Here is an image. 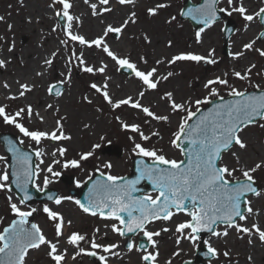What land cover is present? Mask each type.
Instances as JSON below:
<instances>
[{"label": "snow or ice", "instance_id": "obj_1", "mask_svg": "<svg viewBox=\"0 0 264 264\" xmlns=\"http://www.w3.org/2000/svg\"><path fill=\"white\" fill-rule=\"evenodd\" d=\"M83 3L90 9V15L100 19V23L104 25L101 33L94 38H89L76 30L83 25V20L81 16L71 11L74 7L73 0H50L47 4L52 16L57 18V23L52 26L51 32L55 33L61 29L65 37L59 40V45L65 49L70 43L81 46L79 53L75 47L72 48L65 59L66 70L61 73L63 79L49 83L46 87L47 95L55 98L63 96V85H70L72 82L73 65L83 73L101 74L104 76L103 82H92L89 87L102 97L113 111L123 107L136 110L145 117L144 125H149L151 121L161 125L171 124L172 116H179L177 130L172 132L169 144L180 151L183 159H169L162 148L145 147L144 144L136 142L137 136L140 141L145 142H150L153 137L163 139L160 131H151L146 135L140 123L127 122L116 116L115 119L120 123L122 130L135 134L128 137L133 142L132 151L140 157L147 158L150 163H146L145 159L138 160L136 162L138 174L131 180L112 175L110 172H101L97 168L99 177L93 180L91 175L89 176L91 187L83 202L79 199L74 200L71 196L51 194L47 195V200L56 206L62 205L64 201H72L88 216L113 221L111 224H105L104 227L110 228L113 234L121 238L128 237L129 234L141 236L142 240L130 238L124 244L126 253L138 254L139 264H160L158 238L168 232H172L177 245H180L182 240H187L194 248L198 246V242H201L200 233H209V239L202 241L206 248L204 254L209 257V264L213 260H219L221 256L226 259V264H232L231 249L225 247L221 251L214 246L213 237L217 240L223 239L227 245V238L235 232L237 239L247 238L246 242L250 246L254 245L256 240L264 245V223L260 222L264 210L254 209V200L250 198L264 199V189L259 187L255 175L264 169V158L248 165L242 163L241 157L248 148L242 135L245 129L253 126L264 128V88L255 85L258 94L249 93L246 89L239 90L230 85L227 78L229 74L225 72L206 80L203 87L207 90V95L203 98L177 99L175 92L171 90L160 93L162 84L180 75L173 70L161 72L160 66L167 65L170 69L178 63L200 64L201 62L215 65L218 63L215 49L210 48L206 54L182 50L156 59L154 66L149 65L144 55H140L138 60L134 61L130 54L119 55L113 51L107 39L110 35L117 40L121 39L129 24L134 25L138 22L137 12L129 10L125 18L116 25L103 20L105 14L114 11L113 0H95V2L83 0ZM115 3L124 7L131 6L134 9L138 0H115ZM221 4L224 6H220ZM170 6L164 0H157L152 6L146 7L145 11L148 17L154 18L161 10ZM220 14L227 17L237 14L245 22V30L253 21L258 20L264 25V0H260V6L253 11L245 5V0H200L199 3L179 13L202 25L194 34L197 45L203 43V34L220 20ZM4 19V16H0V21ZM60 21H63L62 25ZM176 21L177 16L171 15L166 23L171 25ZM27 22L32 23V18L29 17ZM36 22L39 23V19ZM12 28L13 25L8 24L9 31ZM221 31L231 30L222 28ZM261 39H264V31H261L255 39L243 43L241 50L229 51V57L233 61H238L244 58L247 52H255L259 57L264 58V48L255 46ZM3 40L5 37L0 36V41ZM143 40L151 43L147 34L143 36ZM173 46V41L169 39L166 47ZM93 47L110 58L117 66L118 72L123 70L129 77L139 82L135 94L119 98L112 95L109 85L111 77L106 75L108 65L103 60L99 62V66L89 64L84 55V48ZM14 49L15 42L8 45L7 52L12 53ZM60 54L61 48L57 47L44 58L42 70L36 71L35 77H44ZM10 63V58H0V69H6ZM256 67L255 63H250L242 71L233 69L231 75L240 81H250ZM257 76L264 77V70L257 72ZM15 84V92H12L11 85L7 81L0 85L7 90L5 99L9 101L26 99L28 94L38 87L34 79H18ZM217 86L228 88L227 95L231 99H225ZM150 92L157 93L158 100L166 106L163 112L156 111L152 104L143 102ZM82 99L88 104L93 103L88 96H83ZM208 105L211 107H207ZM202 106L206 110H202ZM8 107L0 103V122L14 127L19 137L17 141L5 138L7 152L12 156L11 165L6 156H0V163L3 164V168H0V192L7 193V207L13 216L10 223L0 231V264H27L30 251L41 248L47 249L46 256L50 264H66L69 250L67 247L62 248V244L75 249L71 255L74 261L77 257L85 255L96 258L99 264H112L111 258L119 259L123 264L125 252L121 250L119 243L98 242L99 227L94 229L90 239L79 231L66 234V228L71 227L73 221L66 220L61 211L50 207L47 203L43 205L42 212L54 228L55 239H49L39 224L30 222V217L40 209L31 207L27 203L33 198L29 193V187L37 192H44L54 179L62 174L55 170V166L59 165L64 169L80 168L82 162L92 157L94 150L100 145L94 144L93 150L78 153V159H68L66 157L69 149L63 142L72 140V136L65 131L63 121L67 117L60 115L61 109L58 105L49 102L44 106V112L52 111L56 117L54 125L45 128L28 126V123L34 121H39L40 124L47 122L45 115H42L32 103H25L14 111H9ZM101 110L97 108V111ZM87 127L89 125L86 124L85 128ZM100 139L103 140L104 137L101 136ZM26 140L28 141L26 147L30 151L25 150ZM45 141L56 146L48 151L43 146ZM225 154L231 155L235 161L234 165L225 162ZM46 158H50L51 162L46 163ZM103 168L110 170L112 164L106 163ZM42 175L41 184L39 181ZM141 181L149 182L156 194L134 195L139 191L137 185ZM13 185L19 193L18 196L13 195ZM76 186H81L79 181L76 182ZM180 213L189 219L175 224L173 231L167 224ZM156 222H164L165 226L158 230L150 228V225ZM104 235L106 236L107 233L105 232ZM82 243H87L88 248L82 247ZM179 255V251L172 253L174 257ZM247 259L251 262L253 258L249 255ZM165 264H172V261L167 260Z\"/></svg>", "mask_w": 264, "mask_h": 264}, {"label": "rangeland", "instance_id": "obj_2", "mask_svg": "<svg viewBox=\"0 0 264 264\" xmlns=\"http://www.w3.org/2000/svg\"><path fill=\"white\" fill-rule=\"evenodd\" d=\"M50 0H0V16H4V21H0V36L5 37V40L0 41V58L8 57L11 63L5 70L4 73L0 72V85L5 81L8 83L12 78L23 71L22 66H17V57L20 58L21 62L25 61V57L29 52L34 53V58L27 60L25 69H35L36 62L42 61L49 56V54L54 51L57 47L61 48V54L57 56L54 60L53 67L47 70V74L44 77H39L36 84L38 87L34 91L28 94L26 99H21L17 101H9L5 99L7 90L4 91L0 87V103L8 105L9 111H14L17 107L23 106L25 103H32L37 107V110L41 112L42 115L46 117V124H40L39 121H34L28 123L29 127H52L54 125L55 116L52 111L44 112V106L47 103H53L58 105L61 109L60 115L67 117L63 121L65 125V131L67 134L72 136V140L63 142L64 145L69 149L67 153L68 159L77 158L78 153L91 151L92 145L99 144L100 147L94 150V155L90 157L87 161H83L80 168H68L64 169L59 165L55 166L56 171H60L62 174L59 178H55L54 182L51 183L47 189L54 190L58 192L59 196H71L74 200L78 199V196H73V192L80 193L85 187L86 180L89 176L95 174L97 168L101 172L108 173L117 176H129L132 169V160L136 155L133 151V142L128 139L130 135H135L131 132H127L121 129L120 123L115 119L116 116H120L127 122H137L142 126V130L145 134H150L151 131H160L163 139L153 137L150 142L140 141L139 137H136V142L144 144L145 147L155 146L157 148H162L169 159H182L180 151L178 149L172 148L169 144L172 132L177 130V124L179 116H172L171 124H159L155 121H151L149 125H144L143 121L145 117L142 113H138L136 110L123 107L122 109L113 111L110 107L103 101L102 97L90 89L89 84L92 82L102 83L101 78H104L101 74H88L81 72L75 65H73L72 82L70 85H63V96L60 98L50 97L46 93V87L49 83H54L58 80L63 79L61 76L62 72H65V59L70 54L73 47L81 51V46L78 44H69L67 49L59 45V40L64 39L63 32L58 29L57 32H51L52 26L57 23V18L52 16L51 10L47 8V4ZM145 0H143V3ZM157 0L152 2H146L141 9H134L137 12L138 22L136 24H129L121 39L117 40L114 36L110 35L107 42L113 47L119 46L116 51L119 55H131V58L135 61L138 60L140 55H144L148 61L149 65L154 66V62L158 58L163 56H170L182 50H191L192 45H195V31L192 26L187 21L180 19V11L183 8L184 0H164V2L169 3L171 6L167 9L161 10L159 15L152 18L148 17L146 14V7L152 6ZM191 3L197 4L200 0H190ZM245 5L250 11L256 10L260 6V0H245ZM11 6V7H10ZM34 7L36 10L35 16L32 18V23L26 21L25 25H21L20 19L24 17L28 20L30 17L28 12L30 8ZM220 6H224L221 4ZM171 15L177 16V21L173 22L171 25L166 23ZM39 19V23H37ZM227 20H233L237 31L232 35L228 42L227 54H223V32L221 29L224 27V23ZM61 25L63 21H60ZM8 24H12L13 28L9 31ZM245 22L237 15L234 14L232 17H227L224 15L223 19L217 22L211 29L206 30L208 32L205 41L210 39L211 43L208 49H215V56L218 63L215 65H207L196 63H178L172 68H168L167 65L160 66L161 72L166 70H173L179 72L180 75L170 79L166 83L162 84L160 87V93L166 90H171L175 92L177 99L183 98H203L207 95V90L204 89L203 84L207 79L214 78L217 75H222L227 72L230 85L237 87L239 90H247L248 92L258 91L254 86L260 85L264 88V77L257 76V72L264 70V58H261L255 52H247L244 58L233 61L228 53L229 51L235 52L242 48V45H233L238 39L247 32L249 29L253 30V34L250 38L246 40L255 39L258 34L263 31V27L260 22L253 21L247 30L244 29ZM84 28V27H83ZM81 30H77L82 33ZM83 34V33H82ZM147 34L151 40V43H146L143 40V36ZM93 36V35H92ZM96 36V35H95ZM92 38V37H91ZM94 38V37H93ZM157 38L161 46L154 43V39ZM172 40L174 46L172 48L166 47L167 41ZM15 42V49L12 53L7 52V47L11 43ZM247 41H243L245 43ZM258 48H264V39L258 40L256 45ZM84 55L88 60L89 64L99 66V62L103 60L108 68L106 70V75L111 77L110 81L115 82L114 97H123L129 94H135L139 87V82L134 78L129 77L122 73V71L116 70L115 63L108 58L102 51L95 49L84 48ZM33 56V55H32ZM94 60L91 61L92 57ZM255 63L257 67L253 70L251 80L240 81L231 75L233 69L243 70L248 64ZM143 67V65H141ZM220 89V94L225 98H230L227 95L228 88L223 86H217ZM110 87V91H111ZM16 89H12L15 92ZM88 96L89 99L93 101L92 104H88L83 101L82 97ZM145 104H152L154 110L163 112L166 108L163 102L158 100L157 93H148L145 97ZM158 105V107H156ZM97 108H101V111H97ZM202 108H204L202 106ZM89 127L85 128V125ZM12 134L16 138L19 137L17 130L9 125H4L0 122V134ZM244 137L248 139V148L246 152H243L242 163L252 165L254 162L261 158H264V128L258 126H253L245 129L242 133ZM101 136L104 137L101 140ZM28 141L25 142V149H27ZM46 150L51 151L56 145L54 143H49L45 141L44 145ZM111 147L110 155H103L102 150L105 147ZM115 148H118L116 150ZM235 150V149H234ZM120 154L117 156L116 153ZM0 156H6L1 145H0ZM147 160V158H145ZM225 162L230 164H235L234 159L230 154L224 155ZM49 163L51 159H48ZM149 161V160H148ZM106 163H111L112 168L105 169L103 165ZM0 168H3V164L0 163ZM239 175V173H237ZM256 178L258 185L261 189H264V169L257 172ZM66 177L69 181L72 178L71 184H65L62 182L61 178ZM43 175L40 178L42 181ZM80 182V187L76 186V182ZM155 195L156 193H148ZM14 195V194H13ZM7 193L0 192V231L3 227H6L13 216L7 207L6 200ZM15 196V195H14ZM254 200L253 207L264 210V199H256L250 197ZM47 203L50 207L56 208L61 211L65 219H71L73 221L72 226L67 228L68 232L79 231L84 234L89 239L93 235L95 228H100V234L98 236V242L102 243H119L121 245V250L125 252L123 257V264H139L138 254L133 252L131 254L126 253L124 244L126 239L113 234L110 228L106 229L105 224H111L113 221H104L99 219V217H91L82 213L79 208L72 201H64L62 205L56 206L53 203L48 202H32L29 205L31 207H36L40 209L33 217H30V222H35L41 226L45 234L49 239H55L54 228L51 222L48 221L46 215L42 212L43 205ZM68 211H70L71 217H69ZM263 219L260 220L264 223ZM189 219L183 213H180L173 217V220L167 224L174 231L175 224L183 222ZM165 226L164 222H156L150 225V228L158 230L159 228ZM107 233L105 236L104 233ZM140 236H135L132 239L139 240ZM210 235L201 238V242H198L197 247L187 241L182 240L180 245L175 243V237L172 232L164 233L159 239V251H160V264H165V261L171 260L172 264H184V262L192 261L195 257V252L204 247L202 241L209 239ZM212 238L214 246L219 248L221 251L227 247L232 251V264H264V245L260 244L258 240L254 242V245L247 244V238L237 239L235 232H232L227 238V245L223 239L217 240ZM82 247L88 248L87 243H82ZM67 247L69 250V255L66 264H99L98 260L91 261L89 256L82 255L77 257L74 261L71 259L72 253L75 249L71 248L66 244H62V248ZM164 248V249H162ZM46 248H41L40 250L30 251L27 257V264H50L49 259L46 256ZM179 251V256H172L173 252ZM251 255L252 261L249 262L247 257ZM261 255L263 256L261 258ZM257 260L255 263L254 260ZM112 264H121V260L116 258H111ZM120 262V263H119ZM204 264H209V260L204 262ZM211 264H226V259L221 256L219 260H213Z\"/></svg>", "mask_w": 264, "mask_h": 264}, {"label": "bare ground", "instance_id": "obj_3", "mask_svg": "<svg viewBox=\"0 0 264 264\" xmlns=\"http://www.w3.org/2000/svg\"><path fill=\"white\" fill-rule=\"evenodd\" d=\"M152 2L153 0H145V2L143 3V0H138V4H137V7L134 8L135 10L136 9H141L146 2ZM93 2H95V0H93ZM73 4H74V7L73 9L71 10L75 15H78V16H81L82 20H83V25L81 27H79L78 29L76 30H80L81 28L83 30H81V32L86 35L87 37L89 38H93L95 37V35L101 33V30L102 28L104 27L103 24L100 23V19L98 18H93L91 15H90V9L88 8V6L86 4L83 3V0H73ZM113 8H114V11L110 14H105V16L103 17V20L106 22V23H112V24H116L118 25L126 16V13L129 11V10H134L131 8V6H127V7H124V6H120L118 4L115 3V0H113V4H112ZM29 16L33 18V16H35L36 14V10L34 7L31 6L29 12H28ZM20 23L22 26L25 25L27 19L24 17L20 19ZM84 27V28H83ZM208 32H205L203 34V43L200 44V45H197L195 43V45H192L193 47H191V50L193 51H196V52H199L201 54H206L207 51L209 50L208 49V46L210 45L211 41L210 39L208 41H205L206 39V36H207ZM253 34V30H248L247 32H245L244 34H242V36L238 39V41H236L233 45H230L229 47L232 48V46L234 47V45H243V41H249V40H246L248 38H250V36ZM93 35V36H92ZM154 43H156L158 46H161V43L160 41L155 38L154 39ZM113 51H117L118 48H120L119 46H116V47H113ZM33 55V56H32ZM34 53L33 52H29L25 57V61L24 62H21L20 61V58L17 57V66H22L23 68V71L19 74H16L12 80L9 82V84L11 85V90L12 89H16V84H15V81L18 80V79H29V80H35V82H37L38 78L39 77H35L34 73L36 71H40L42 70V65H43V62L42 61H38L36 62V68L33 70V69H25L26 67V64H27V60L32 58H34ZM95 58L92 57L91 61H93ZM31 60V59H30ZM0 72L1 73H4L5 70L4 69H0ZM104 78H101V81L103 80ZM109 85L110 87L112 88L111 89V93L112 95L114 94V86H115V82L113 81H109ZM4 91H6L4 89ZM244 137V136H243ZM244 139L246 140V142H248V139L246 137H244ZM242 155V154H241ZM49 158H46V163H49L48 161ZM41 184H42V181H39ZM68 214H69V217H71L70 215V211H68ZM263 219V217H260V220ZM66 233L68 232V229L66 228ZM217 241V240H216ZM213 243H216L215 241ZM204 246V245H203ZM164 249V248H162ZM263 256L261 255V258ZM255 263L257 262V260L255 259L254 260ZM264 261V259H263ZM120 263V262H119Z\"/></svg>", "mask_w": 264, "mask_h": 264}, {"label": "water", "instance_id": "obj_4", "mask_svg": "<svg viewBox=\"0 0 264 264\" xmlns=\"http://www.w3.org/2000/svg\"><path fill=\"white\" fill-rule=\"evenodd\" d=\"M192 6H194V5L191 4L190 0H185V4H184L183 10L186 11L189 7H192ZM220 17H221L220 18V20H221L222 17H223V14H220ZM181 19L182 20H188L191 23V25L193 26V28H195L196 30L198 28L202 27V25L197 24L195 21L191 20L188 17L181 16ZM263 27H264V25H263ZM224 29H230L231 30V31H223V33H224V46H223V51H224V54H227V44H228V41L230 40L231 36L236 31V27H235L234 22L228 21L225 24ZM125 73L128 74L127 72H125ZM254 93L258 94V91L257 92H254ZM229 99H231V98H229ZM208 107H211V105H209ZM202 110H206V108L205 109H202ZM5 138L11 139L13 141H17V139H15L14 137H12L11 135H0V143L3 146L5 153L7 154L8 163L11 165V163H12V156H11L10 153L7 152V146L5 144ZM103 153H110V148L109 147L105 148L103 150ZM117 155H119V153ZM140 159H142V158H135L134 159L132 175L130 177L125 178L126 180L135 179V177L138 174L137 171H136V169H137V163L136 162L138 160H140ZM98 177H99V174H95V175L92 176V179L95 180ZM144 182L146 183V185L148 186V188L142 187V183H144ZM12 187H13V193L16 196H18L19 193L17 192L15 186L13 185ZM90 187H91V183L88 180L86 182L85 188L81 192V197H80L79 200H81L82 202L84 201V197L88 194V191H89V188ZM137 188L139 189V191L136 192V193H134V195H139L141 193H146V192H149V191H153L152 185L149 182H147V181H141V183L139 185H137ZM29 193H30V195L33 198H32V200L28 201L27 203H31V202H34V201H42V202H45V201H48L47 200V195H49V194L54 195V196H57L58 195L57 192L52 191V190H45L42 193L41 192H37L34 188H31V186L29 187ZM74 195H76V193H74ZM48 202H51V201H48ZM206 235H209V233H206V232L200 233V236L201 237L206 236ZM131 237H133V235L132 234H129V236L127 238L130 239ZM205 252H206V249L205 248L200 249L197 252V254H196L197 257H198V259L195 260V261H193V262H188V264H202L203 261L209 260V257H207L204 254Z\"/></svg>", "mask_w": 264, "mask_h": 264}]
</instances>
